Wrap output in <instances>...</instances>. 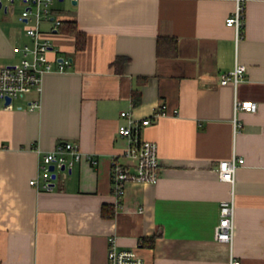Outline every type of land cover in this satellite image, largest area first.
<instances>
[{
  "label": "crops",
  "instance_id": "0c3cea01",
  "mask_svg": "<svg viewBox=\"0 0 264 264\" xmlns=\"http://www.w3.org/2000/svg\"><path fill=\"white\" fill-rule=\"evenodd\" d=\"M69 2L56 4V16L76 22L85 47L52 30L54 70L44 76L40 109H28L35 94L12 108L0 98V264H108L112 237L119 248L137 247L147 264H228L232 255L264 264V0H245L239 37L226 25L234 0ZM17 6L22 11L20 2L0 5V66L17 61L29 41ZM159 37L176 38V51L168 40L160 53ZM61 58L70 63L58 70ZM237 63L245 76L222 84ZM236 100L257 108L236 111ZM162 102L167 114L142 131L158 144L160 178L128 183L110 217L112 160L131 163L122 156L120 112L150 116ZM64 141L96 163L85 156L57 170L51 189L30 184L42 153ZM233 155L244 162L231 183L216 167ZM232 197L229 244L215 238V227L221 200ZM155 234L153 246L141 245Z\"/></svg>",
  "mask_w": 264,
  "mask_h": 264
},
{
  "label": "built area",
  "instance_id": "2783aa9c",
  "mask_svg": "<svg viewBox=\"0 0 264 264\" xmlns=\"http://www.w3.org/2000/svg\"><path fill=\"white\" fill-rule=\"evenodd\" d=\"M63 0H0V5L6 7L15 2L23 6L19 20L24 24L25 33L29 41L20 47L21 55L17 61L0 66V98L6 108H12L15 99L28 98L29 110H38L41 107V93L43 80L46 73L54 70L49 57L53 50V43L48 36L52 30H59L62 18L56 16V2ZM77 1V0H72ZM235 9L226 18V25L236 29L237 36L241 35L245 19V0H234ZM45 22H51V28L47 31L43 28ZM70 60L61 58L58 60V70H63ZM247 66L237 63L235 67L221 75V83L233 82L237 84L244 76ZM7 97L11 101L7 103ZM257 103L250 100H236L235 110H256ZM177 113L178 110H174ZM167 114V106L162 102L150 116L137 117L131 110H121L120 117L124 120L118 126V134L127 141L122 156L131 160L124 163L118 156L112 160V192L115 197L113 208L122 205L126 192V185L130 182L156 183L161 175V162L158 156V144L156 141L142 137L145 126L150 125L159 116ZM235 125L241 123L235 118ZM87 157L92 163L96 159L83 152L73 142L64 141L58 143L56 149L42 153L39 164L40 174L30 180V184L38 188L51 189L53 187V172L70 169L77 161ZM244 162L243 157L233 155L229 159L220 160L216 170L222 180L233 183L236 171ZM51 165L54 169H51ZM235 236V205L233 197L220 202L219 221L215 227V238L229 244L233 243ZM108 264H147L144 256L138 248H119L115 238H110L108 249ZM228 264H241L240 260L230 257Z\"/></svg>",
  "mask_w": 264,
  "mask_h": 264
},
{
  "label": "trees",
  "instance_id": "16d2710c",
  "mask_svg": "<svg viewBox=\"0 0 264 264\" xmlns=\"http://www.w3.org/2000/svg\"><path fill=\"white\" fill-rule=\"evenodd\" d=\"M59 30L66 32V33H69V34H72L76 38V48L77 49H83L85 47L86 39H87L86 34L77 28L75 21L63 20L60 27H59ZM168 40L169 41L171 40L173 42L171 52L176 51V49H177V39L176 38L159 37L158 51L160 53H161V42L168 41ZM133 100H134L135 104H137L139 102V94L138 93L135 92L133 94ZM104 213L106 215L112 217L114 214V208L112 206H110L108 208L104 207ZM156 236H158V234H155L154 236L149 237V238H146V237L143 238L141 240V245L142 246H150V247L153 246L155 243Z\"/></svg>",
  "mask_w": 264,
  "mask_h": 264
},
{
  "label": "rangeland",
  "instance_id": "374dc122",
  "mask_svg": "<svg viewBox=\"0 0 264 264\" xmlns=\"http://www.w3.org/2000/svg\"><path fill=\"white\" fill-rule=\"evenodd\" d=\"M56 3H57V5H61V6H66V5L70 4L69 0H65L64 2H61V3L57 1ZM18 8H19V11H21V8L20 7H18Z\"/></svg>",
  "mask_w": 264,
  "mask_h": 264
},
{
  "label": "water",
  "instance_id": "95a60500",
  "mask_svg": "<svg viewBox=\"0 0 264 264\" xmlns=\"http://www.w3.org/2000/svg\"><path fill=\"white\" fill-rule=\"evenodd\" d=\"M75 2V1H74ZM11 101V98L10 97H7V103H9ZM51 169H54V166L53 165H51ZM65 169V166H62V170H64ZM56 176V172H53V177H55Z\"/></svg>",
  "mask_w": 264,
  "mask_h": 264
}]
</instances>
